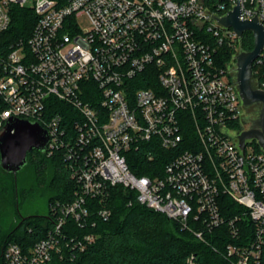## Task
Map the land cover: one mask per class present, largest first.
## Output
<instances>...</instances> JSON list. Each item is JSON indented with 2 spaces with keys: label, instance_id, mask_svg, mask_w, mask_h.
Listing matches in <instances>:
<instances>
[{
  "label": "built area",
  "instance_id": "2783aa9c",
  "mask_svg": "<svg viewBox=\"0 0 264 264\" xmlns=\"http://www.w3.org/2000/svg\"><path fill=\"white\" fill-rule=\"evenodd\" d=\"M237 5L239 20L264 27V0H0V35L12 7L36 17L27 40L0 39V128L11 117L39 123L47 156L60 152L74 183L69 202L51 204L45 236L26 249L9 243L4 264L72 260L95 242V219L110 218L116 186L199 241L223 242L227 264H260L264 149H242L234 133L244 105L231 64L243 34L218 22ZM223 47L231 64L220 62ZM136 154L162 165L135 175Z\"/></svg>",
  "mask_w": 264,
  "mask_h": 264
},
{
  "label": "trees",
  "instance_id": "16d2710c",
  "mask_svg": "<svg viewBox=\"0 0 264 264\" xmlns=\"http://www.w3.org/2000/svg\"><path fill=\"white\" fill-rule=\"evenodd\" d=\"M54 1L62 5L67 0ZM35 21L36 17L30 9L12 7L10 25L0 39L4 43L16 39L27 40ZM252 49L253 36L250 32H244L241 50L249 52ZM220 54L221 64L230 62L232 50L223 47ZM252 71L255 80L264 84V65H253ZM3 109L0 101V113ZM33 156L38 160L29 167L28 161ZM157 160L158 157L151 164H146L136 154L128 160V164L135 175L151 176L150 168L162 165ZM38 184H44L47 192L44 196L45 212H32V215L20 218L21 211L24 213L28 206L27 202L22 203L19 191ZM73 189L74 183L60 152L47 156L46 152L40 154L33 151L27 155V166L16 177L0 168V264H4L3 255L9 243L26 249L45 236L52 227L49 218L51 204L69 202ZM227 203L234 207L230 201ZM106 207L111 212L110 218L107 221L95 219V228L87 230L95 234V242L75 254L72 260L55 264H227L223 242L213 241L215 237L211 234L205 236L208 242L199 241L193 233L182 229L178 222L139 204L133 191L121 186L111 188ZM236 208L233 209L237 211ZM260 264H264V249Z\"/></svg>",
  "mask_w": 264,
  "mask_h": 264
},
{
  "label": "water",
  "instance_id": "95a60500",
  "mask_svg": "<svg viewBox=\"0 0 264 264\" xmlns=\"http://www.w3.org/2000/svg\"><path fill=\"white\" fill-rule=\"evenodd\" d=\"M240 9L232 11L219 19L225 28H232L238 36L250 32L253 36V49L241 52L236 57V83L244 106L260 104L259 128L249 129L238 135L240 147L247 140H255L264 149V91L256 89L257 82L252 79V63L264 49V27L257 18L239 20ZM49 137L47 131L37 122L11 117L0 128V168L14 177L27 166V155L33 151L44 154Z\"/></svg>",
  "mask_w": 264,
  "mask_h": 264
},
{
  "label": "rangeland",
  "instance_id": "374dc122",
  "mask_svg": "<svg viewBox=\"0 0 264 264\" xmlns=\"http://www.w3.org/2000/svg\"><path fill=\"white\" fill-rule=\"evenodd\" d=\"M25 6L28 8H31L32 3L30 1H28L25 4ZM75 21L82 30H86V29L91 28L89 19L86 15H79V16L75 17ZM234 61L231 59L229 64H231ZM234 63H236V62H234ZM234 63L231 64V67H234L236 69V66ZM223 80L227 82L228 81L227 76H224ZM260 109H261L260 104L243 106L241 117L234 127V133L239 134L240 132H242L244 130L247 131L248 129L259 128ZM251 141H252V143L250 144V147H248L249 150H250L251 146L256 147V141L255 140H251ZM37 160H38V158L36 156L30 157V159L28 161L29 167H31L32 163L37 162ZM44 184L43 185L38 184V186H34V185L29 186V187L27 186V188L25 187L26 189L19 191V193H20L19 197H20L22 203L27 202V206H28L27 209L24 211V213H23V211H21L22 214H21L20 218H25L26 216L32 215L33 214L32 212H35L34 214H42L45 212L46 203H45V197L44 196L47 192L45 191ZM38 194H40V196H38Z\"/></svg>",
  "mask_w": 264,
  "mask_h": 264
},
{
  "label": "flooded vegetation",
  "instance_id": "af4514ba",
  "mask_svg": "<svg viewBox=\"0 0 264 264\" xmlns=\"http://www.w3.org/2000/svg\"><path fill=\"white\" fill-rule=\"evenodd\" d=\"M255 129H257V128H255ZM248 130H249V129H248ZM244 131H246V130H244ZM244 131H242V132H244ZM242 132H240V133H242ZM240 133H239V134H240Z\"/></svg>",
  "mask_w": 264,
  "mask_h": 264
}]
</instances>
